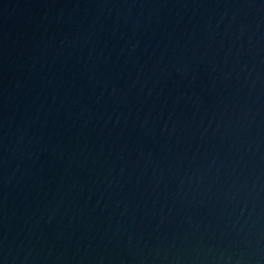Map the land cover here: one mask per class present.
<instances>
[{
  "label": "water",
  "instance_id": "obj_1",
  "mask_svg": "<svg viewBox=\"0 0 264 264\" xmlns=\"http://www.w3.org/2000/svg\"><path fill=\"white\" fill-rule=\"evenodd\" d=\"M0 264H264V0H0Z\"/></svg>",
  "mask_w": 264,
  "mask_h": 264
}]
</instances>
